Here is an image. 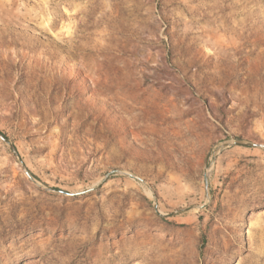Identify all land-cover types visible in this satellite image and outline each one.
I'll use <instances>...</instances> for the list:
<instances>
[{"label":"rangeland","instance_id":"374dc122","mask_svg":"<svg viewBox=\"0 0 264 264\" xmlns=\"http://www.w3.org/2000/svg\"><path fill=\"white\" fill-rule=\"evenodd\" d=\"M0 133V264H264V0H0Z\"/></svg>","mask_w":264,"mask_h":264},{"label":"water","instance_id":"95a60500","mask_svg":"<svg viewBox=\"0 0 264 264\" xmlns=\"http://www.w3.org/2000/svg\"><path fill=\"white\" fill-rule=\"evenodd\" d=\"M0 138L2 139V140H4L5 142H7V143H9L10 144V141L6 138V136L5 135H3L2 133H0ZM230 146V144H225L224 145V147H229ZM205 182H206V186L208 185V180H207V177H205ZM59 192H61V193H63V194H70V193H68V192H66V191H62V190H58Z\"/></svg>","mask_w":264,"mask_h":264}]
</instances>
